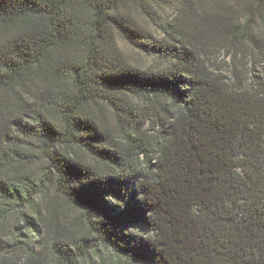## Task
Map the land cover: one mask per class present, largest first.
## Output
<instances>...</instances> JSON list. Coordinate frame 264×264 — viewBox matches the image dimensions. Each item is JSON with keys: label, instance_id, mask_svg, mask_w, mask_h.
<instances>
[{"label": "trees", "instance_id": "1", "mask_svg": "<svg viewBox=\"0 0 264 264\" xmlns=\"http://www.w3.org/2000/svg\"><path fill=\"white\" fill-rule=\"evenodd\" d=\"M100 248L264 264V0H0V264Z\"/></svg>", "mask_w": 264, "mask_h": 264}, {"label": "rangeland", "instance_id": "2", "mask_svg": "<svg viewBox=\"0 0 264 264\" xmlns=\"http://www.w3.org/2000/svg\"><path fill=\"white\" fill-rule=\"evenodd\" d=\"M134 15H136L137 19L144 22L145 19L139 13V11L134 10ZM150 28L153 29V27H150ZM119 45H120V48L129 56V59L135 64L137 65L145 64L147 62V58L145 54H143L135 46L131 44H127L122 41H119ZM217 61L222 66L223 73L226 75L229 72V66L227 62H230V60H228V58L225 57L224 51L218 54ZM72 215H75V214L72 213ZM90 259H89L90 261H88L86 264H124L120 256L116 255L113 251L106 250L104 248H100L99 251L93 253Z\"/></svg>", "mask_w": 264, "mask_h": 264}]
</instances>
